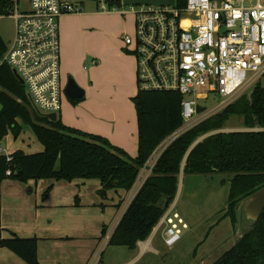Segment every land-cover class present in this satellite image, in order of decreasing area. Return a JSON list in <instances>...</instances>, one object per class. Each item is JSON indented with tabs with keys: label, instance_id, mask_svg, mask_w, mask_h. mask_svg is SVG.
Returning <instances> with one entry per match:
<instances>
[{
	"label": "trees",
	"instance_id": "16d2710c",
	"mask_svg": "<svg viewBox=\"0 0 264 264\" xmlns=\"http://www.w3.org/2000/svg\"><path fill=\"white\" fill-rule=\"evenodd\" d=\"M185 0H176L180 7ZM11 0H0V17L9 16ZM8 44L0 36V59ZM132 99L137 113L138 154L128 155L100 137L65 127L60 119L51 122L32 108L25 88L14 77L9 66H0V142L9 133L14 140L27 127L43 151L24 154L16 151L12 160L0 157V181L21 184L51 180L99 181L101 199L110 191L133 189L142 169L160 145L182 130L181 103L176 92L138 91ZM83 99V98H82ZM81 99L71 100L77 104ZM232 117L241 120L245 131L219 132ZM204 137V138H203ZM203 138L201 142H197ZM197 142V143H196ZM151 174L134 195L121 217L108 247L134 251L139 242L151 236L169 206L175 200L178 176H224L229 183L221 218L229 220L233 233L240 224L236 207L264 187V86L260 82L249 92L227 105L222 111L177 135L156 159ZM11 171V176L5 173ZM51 191L48 188L42 199ZM242 236L211 264H264V209ZM106 229L103 230V233ZM0 247L12 252L26 264H39L36 239H21L13 234L1 239Z\"/></svg>",
	"mask_w": 264,
	"mask_h": 264
},
{
	"label": "built area",
	"instance_id": "2783aa9c",
	"mask_svg": "<svg viewBox=\"0 0 264 264\" xmlns=\"http://www.w3.org/2000/svg\"><path fill=\"white\" fill-rule=\"evenodd\" d=\"M77 1L26 0L21 9L19 0H11L9 17L15 25L14 36L0 66L7 64L22 80L32 108L42 116L57 115L65 96L60 77L59 19L81 13L79 4L85 1L94 4L99 13L133 17L134 37L123 35L121 40L126 52L135 58L138 91L176 92L184 97L183 131L160 145L162 150L156 159L177 135L209 115L206 110L196 114L195 108H202V101L213 97L219 101L218 109H223L264 77L262 0H185L182 7L176 0L172 6L126 4V0ZM200 89L206 92H195ZM0 157H5L7 163L12 160L11 154L1 148ZM155 161L142 169L138 190ZM5 176H11V171ZM133 197L102 233L89 264H100ZM164 235L169 250L181 240L172 227L166 228Z\"/></svg>",
	"mask_w": 264,
	"mask_h": 264
},
{
	"label": "crops",
	"instance_id": "0c3cea01",
	"mask_svg": "<svg viewBox=\"0 0 264 264\" xmlns=\"http://www.w3.org/2000/svg\"><path fill=\"white\" fill-rule=\"evenodd\" d=\"M93 15L111 16L97 11ZM82 17L92 16L79 13L64 15L59 19L60 77L63 88L71 78L83 91L84 97L77 104H72L71 100L64 96L57 119H60L67 128L100 136L112 147L124 151L129 158H136L137 113L132 102L138 94L135 58L126 55L128 52L124 49L119 36L121 31L108 40L104 38L97 42L94 39L91 43L86 41V34L81 30ZM94 32H91L93 36ZM157 150L147 162L148 166L155 161ZM16 151H21L25 155L35 154L25 152L23 149L8 153ZM137 180L131 191H110L104 199L98 195L99 181L29 180L26 184L10 179L0 181V237L10 239V235L13 234L25 240L36 239L39 264H89L99 245L103 230L115 222L120 210L136 194ZM185 180L186 177L181 172L178 176L175 200L160 221L161 223L164 220V223H158L153 228L147 241L139 242L134 251L122 247L112 248L115 251L110 252L105 250L100 263L180 264L181 259L176 252V246L169 250L164 244V231L166 228H174L166 219L167 213L182 197ZM48 188H51L49 195L42 199ZM241 227L238 228L240 233L232 231L235 238L227 249L241 238L243 228ZM170 253L172 254L167 259L172 261L167 263L165 257ZM213 261L215 260L208 264ZM0 264L26 263L12 252L0 247Z\"/></svg>",
	"mask_w": 264,
	"mask_h": 264
},
{
	"label": "rangeland",
	"instance_id": "374dc122",
	"mask_svg": "<svg viewBox=\"0 0 264 264\" xmlns=\"http://www.w3.org/2000/svg\"><path fill=\"white\" fill-rule=\"evenodd\" d=\"M25 1L26 0H19V7H21V9L24 6ZM65 1L71 4L78 3L77 0ZM262 1L264 2V0ZM79 6L82 7L81 14L92 16L82 17L80 22L82 25L81 30L82 32H85L86 41L89 43L93 42L94 39L97 42L98 40H104V38L108 40L118 31H121L119 36L127 35L128 37H134V22L132 16L111 14V16L102 17L99 15H93V13H96L97 9L94 4L88 1L79 4ZM14 27V22L9 16H6L5 18L0 17V36L4 43H7L8 45L13 39ZM91 32H94V36ZM126 55L134 58L132 54L126 53ZM260 84L264 86V77L260 80ZM195 92L200 94L206 91L200 89ZM200 104L206 109V111H209V115L203 120L222 111V109H218L219 101L213 99V97H210L207 101H202ZM59 114L60 113L57 115L59 116ZM203 120L197 122L196 125L203 122ZM183 127L184 126H182V129ZM223 127L224 129L221 131L214 133L211 132L204 137L221 132L230 133L245 131L241 120L237 117L230 118ZM28 129L29 128L26 126L23 127V132L17 140H14L9 133L8 137L0 142V148L4 150L5 154L18 149H23L28 153L42 152L43 149L35 140L32 132ZM203 138L199 139L197 142H201ZM161 150L162 148L160 146V150L158 148L156 156ZM222 179H224L223 175L210 177H186L184 183L185 190L182 197L176 202V205L170 209V212L167 213L166 219L174 226L175 231L181 235V240L175 245L176 252L179 255V259H181L180 264H208L212 260H216V258H218V256H220V254H222V252H224L234 241L235 237L233 236L229 220L218 225V220L222 216L221 211L225 207L229 188V183H222ZM241 226L244 229L250 227L249 221L245 219L244 215L242 217ZM241 226L238 224L235 233L236 231L240 233L238 228ZM185 228L186 230H184ZM105 250L109 252L115 251L111 247H106L104 251ZM171 254L172 253L165 258L169 259ZM168 259L167 263L172 261Z\"/></svg>",
	"mask_w": 264,
	"mask_h": 264
},
{
	"label": "water",
	"instance_id": "95a60500",
	"mask_svg": "<svg viewBox=\"0 0 264 264\" xmlns=\"http://www.w3.org/2000/svg\"><path fill=\"white\" fill-rule=\"evenodd\" d=\"M174 0H126V4H151L155 6H167V5H174ZM14 77L18 80V82L23 86V82L18 76L13 72ZM63 95L69 100H78L84 97L83 91L77 87L73 79H68L64 89ZM196 114H202L206 109L199 108L196 106ZM46 116L51 122H55L57 120L56 114H49L44 115ZM264 209V187L259 189L258 192L251 195L246 200L240 202V204L236 207V213L240 216V223L242 221L243 215L245 219L249 222H255L259 219L261 212Z\"/></svg>",
	"mask_w": 264,
	"mask_h": 264
}]
</instances>
